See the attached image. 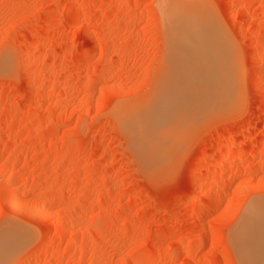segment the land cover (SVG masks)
I'll use <instances>...</instances> for the list:
<instances>
[{
	"label": "rangeland",
	"instance_id": "obj_1",
	"mask_svg": "<svg viewBox=\"0 0 264 264\" xmlns=\"http://www.w3.org/2000/svg\"><path fill=\"white\" fill-rule=\"evenodd\" d=\"M178 1L238 93L208 109L226 96L192 80L154 147L116 113L135 121L177 65L163 0H0V236L29 235L3 264L244 260L233 235L264 203V0Z\"/></svg>",
	"mask_w": 264,
	"mask_h": 264
},
{
	"label": "bare ground",
	"instance_id": "obj_2",
	"mask_svg": "<svg viewBox=\"0 0 264 264\" xmlns=\"http://www.w3.org/2000/svg\"><path fill=\"white\" fill-rule=\"evenodd\" d=\"M162 3L163 17L166 24L171 23V20L174 18H176L178 22V26L169 27L171 31L177 32L178 36L181 38L174 42L176 51L172 54V60H174L177 65H174L175 67L172 69L173 73L171 72V75H166L167 78L164 79V85L158 89L154 98L151 100V103L140 107L141 114L135 121L132 122L130 120V117L133 116L129 113L130 111L120 109L116 113L119 122L129 134H137L139 136V134L135 132V126H137L142 134L148 136L149 144L154 147L161 146L170 133V127L172 125L171 117L179 93L196 89L191 82L192 80L208 78L209 82H211L210 85L213 88L217 86V88L221 89L220 93H223L226 96L225 105L210 104L207 107L208 109L223 108L230 104L238 93V78L231 75L230 71L225 68L228 64L227 61H224V58L222 60H216V57L214 56V51L217 52L215 48L216 44L213 42L207 43L204 40L202 26L185 24L187 20L185 14L188 13L187 11H182L180 9L181 7L178 0H163ZM197 17L198 16H194L193 18L195 23L199 21ZM187 22L192 23L189 21ZM190 30L197 34L203 52L196 51V49L193 50L194 47L190 46V43L187 41L186 36L187 33L190 34ZM217 37L213 39L214 42L219 39V36ZM212 64L219 67V69L213 73L210 72L209 69ZM221 65H225V67ZM138 136H136V139ZM137 145L139 149L144 148V145L138 140ZM228 158L230 157H223L219 163L221 165L226 163ZM10 177L11 176H9V178ZM7 194L10 196L9 193ZM202 206V203L197 204V210ZM26 236L28 237L29 235L20 228L16 226L8 227L6 232L0 236V264H3L6 257L21 244V241L26 238ZM233 237L240 243L236 242L238 249L244 257L241 264H264V203L258 202L250 207L245 225L239 228L234 233Z\"/></svg>",
	"mask_w": 264,
	"mask_h": 264
}]
</instances>
